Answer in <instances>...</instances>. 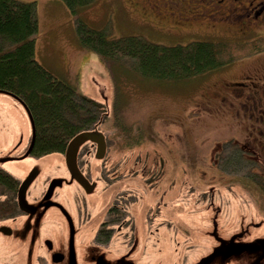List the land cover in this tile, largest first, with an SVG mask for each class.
<instances>
[{"label": "rangeland", "instance_id": "rangeland-1", "mask_svg": "<svg viewBox=\"0 0 264 264\" xmlns=\"http://www.w3.org/2000/svg\"><path fill=\"white\" fill-rule=\"evenodd\" d=\"M22 1L36 3V61L104 107L95 129L107 139L108 151L99 160L94 154L81 156L80 163L95 170L116 168L124 192L130 185L146 194V202H157L154 208L159 206L161 213L153 225L163 219L171 222L165 238L159 233L157 240L169 241L178 254L184 253V243L191 239L194 253L232 252L243 257L242 264H264V157L252 148L253 135L241 128L248 122L243 112L228 114L213 101L221 96L229 99L230 88L241 80H264V49L240 55L241 59L206 74L160 80L140 75L131 61H104L82 48L74 17L63 0ZM132 2L96 0L81 8L78 16L109 39L140 36L165 46L264 37V24L247 35L220 28L212 34L205 21L186 26L174 16L161 15L165 8L152 9L160 14L157 17L147 5ZM189 29L193 32L187 33ZM14 111L28 135L31 125L25 109ZM58 154L47 153L35 165L41 170L49 163L55 165ZM146 166L148 173L143 170ZM247 180L250 196L244 186ZM180 198L188 203L184 213L178 209ZM214 240L230 243L211 251Z\"/></svg>", "mask_w": 264, "mask_h": 264}, {"label": "flooded vegetation", "instance_id": "flooded-vegetation-1", "mask_svg": "<svg viewBox=\"0 0 264 264\" xmlns=\"http://www.w3.org/2000/svg\"><path fill=\"white\" fill-rule=\"evenodd\" d=\"M139 3L152 13L155 7L165 8L161 15L174 16L186 26L205 21L212 34L220 28L225 33L247 35L264 24V0H134L131 4ZM171 8L176 11H169ZM259 82L241 80L230 88L229 99L221 96L213 101L228 114L243 112L248 122L241 128L253 135L250 144L264 157V80ZM20 107L17 100L0 95V264H242L243 257L237 253H194L191 239L185 241L180 254L175 247L170 249L169 241L157 240L159 233L165 238L171 222L162 218L153 225L161 213L159 206L154 208L157 202H146V194L140 195L130 185H125L124 192L116 168L95 170L80 163L81 156L96 157L97 144L90 139L79 146L76 158L87 189L68 170L65 150L58 152L59 163L38 168L35 162L47 153L34 152L32 131L25 136L21 130L14 111ZM103 138L106 153L107 139ZM145 169L148 173L147 166ZM28 177L34 178L23 201L20 188ZM145 180L153 185L152 180ZM244 186L250 196V181ZM180 207L187 211L186 200L180 198ZM211 242V251L230 243ZM163 252L167 256L161 257Z\"/></svg>", "mask_w": 264, "mask_h": 264}, {"label": "trees", "instance_id": "trees-1", "mask_svg": "<svg viewBox=\"0 0 264 264\" xmlns=\"http://www.w3.org/2000/svg\"><path fill=\"white\" fill-rule=\"evenodd\" d=\"M75 20L82 48L104 61H131L140 75L160 80L206 74L264 49V37L248 42L194 41L165 46L142 37L109 39L91 29L79 10L96 0H63ZM36 3L0 0V90L24 102L34 125V152H64L71 138L92 129L104 107L58 78L35 59ZM241 55V56H240ZM240 56V57H239Z\"/></svg>", "mask_w": 264, "mask_h": 264}, {"label": "water", "instance_id": "water-1", "mask_svg": "<svg viewBox=\"0 0 264 264\" xmlns=\"http://www.w3.org/2000/svg\"><path fill=\"white\" fill-rule=\"evenodd\" d=\"M1 94H4L5 96H8L10 98H13L15 100H17L20 104V106L22 107V109H25V112L28 116V119L30 120V125H31V131H32V140L34 138L35 135V131H34V125H33V120L31 118V114L29 112V109H27V107L25 106L24 102L21 101L20 99H18L16 96H14L13 94H9L6 91L0 90ZM101 120V119H100ZM97 126V123L94 125V130H87V131H82L80 133H78V135L74 136L73 138L70 139V141L68 142L66 148H65V157H64V162H66V166L68 168V170L70 171V173H72L73 177L75 178V180L80 183L85 189H87V183L85 182L81 172L78 169L77 166V154H78V148L81 144H83L85 141L87 140H92L94 142H96L97 144V153H96V159H101L105 153V139L103 138L102 133L97 132L95 127ZM31 140V141H32ZM32 176V175H30ZM34 177H28L26 178V180L22 183L21 188H20V193H19V197L20 200L24 201V193L26 191V188L28 186V183L33 179ZM51 188H53V186H51Z\"/></svg>", "mask_w": 264, "mask_h": 264}]
</instances>
